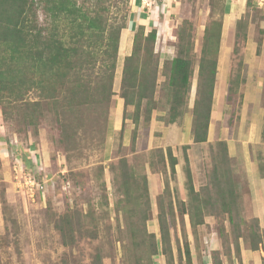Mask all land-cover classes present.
I'll return each instance as SVG.
<instances>
[{
	"label": "trees",
	"instance_id": "16d2710c",
	"mask_svg": "<svg viewBox=\"0 0 264 264\" xmlns=\"http://www.w3.org/2000/svg\"><path fill=\"white\" fill-rule=\"evenodd\" d=\"M129 2L130 0H0V112L3 120H16L26 129L37 128L46 113H49L55 117L60 128L67 129L70 120L78 122L84 113L99 109L107 124V115L113 106L112 98L115 95L113 82L121 39L126 28L125 18L132 10L130 2L131 10L127 12ZM215 2L220 3L219 19L215 18L217 15L213 11L212 5ZM224 2L211 0L209 21L205 24L203 18L196 16L195 23L188 17L181 20L174 32L175 54L168 57L163 64L165 81L159 88V54L154 50L156 30L145 32L143 26L136 28L131 53L124 58L121 72L119 97L123 100V119L120 132H123L122 127L127 118V107L133 108L131 121L135 126L140 121V112L143 109V122L149 127L152 112L161 106L165 117L160 120L165 125L177 124L189 112L192 143L202 144L207 141ZM255 4L253 0H247L246 16H242L236 23L232 68L228 78L227 101L230 104L233 101L231 94L238 86L243 67L242 47L247 38L249 24L247 12L249 9H259ZM260 13L259 19H264V9ZM199 25L203 26V31L201 42L197 45L195 30ZM194 80V99L190 108ZM31 94L34 99L30 98ZM240 103L241 101L231 104L232 109H238ZM216 145L219 152L213 158L218 161L213 169L214 191L206 187L195 189L187 156L189 146L181 147L184 201L179 198L177 189L169 187L170 180L174 181L176 176L179 158L174 156L171 147L152 151L155 161H148L150 173L159 181H163V176L168 175L170 178L167 182L164 181V188L159 189L156 195L158 238L154 232H147L143 225L141 242L137 244L142 255L138 256L136 264H155V258L158 257L162 258L164 264H193L188 237L182 239L177 234L180 224L186 230L185 217L194 239L198 264H202L198 227H205L206 234L215 233L223 249L225 244L222 243L221 236L224 231L205 222V217L208 216L206 211L210 209L212 212L216 206H224L229 223H233L231 213L237 196L232 190L226 189V170L222 168L228 160L226 143L218 141ZM24 161L29 165L31 160L25 156ZM156 165H160L162 169L152 172L151 167ZM122 168L125 188L123 197L127 201L132 198L128 190L132 185L129 179L133 181L135 191L138 187L133 174L128 176L127 165ZM141 180V191L135 199L145 200L143 202L146 209L142 215L145 224L149 220L152 205L147 176L143 175ZM42 196L38 193L39 201ZM166 197H169V202L164 204ZM75 214L79 216L78 211L68 209L62 217L63 224L59 230L65 247L74 243L72 220ZM92 238L96 239L97 233ZM239 238L247 242L242 240L245 247L254 251L261 247L264 251V231L260 230L257 220L254 219V224L248 226L246 237L240 231L228 243L227 254L224 252L228 264L233 256L239 259ZM204 250L212 256L213 264H220L221 251H209L208 247ZM95 260L96 264H101L99 256Z\"/></svg>",
	"mask_w": 264,
	"mask_h": 264
},
{
	"label": "rangeland",
	"instance_id": "374dc122",
	"mask_svg": "<svg viewBox=\"0 0 264 264\" xmlns=\"http://www.w3.org/2000/svg\"><path fill=\"white\" fill-rule=\"evenodd\" d=\"M130 2L127 12L131 10ZM142 4L149 7L150 13H154V18L159 16L160 22L167 18L165 21H168L169 25L168 33H165L162 24L155 28L154 50L155 52L159 50L158 46L159 51H163L158 53L159 88L165 81L163 64L168 57H172L170 53H175L172 46L176 40L174 36L176 27L186 17L194 23L195 16L200 17L203 18L204 24L207 23L211 0H142ZM219 4L215 2L212 5L217 19L221 14ZM257 7L264 9V6ZM259 9L256 11L249 9L248 17L251 15L254 20L260 18L262 10ZM129 15L127 13L125 18L126 28L123 34L128 47L132 45L135 33V26L130 29ZM137 27L138 24L135 30ZM202 28L203 26H196L197 45L201 42ZM239 43L242 44L241 41ZM162 46H165L164 49H161ZM125 57L124 54L118 57L113 82L115 95L112 98L113 106L107 115V124L103 121L99 109L84 113L78 122L70 120L67 129L60 128L55 117L49 113H46L37 128L26 129L16 120L5 122L0 112V264H96L97 256L100 257L101 264H136L138 256L142 255L137 244L141 242L143 225L147 232H154L158 238V231H155L153 226L157 213L151 210L149 220L144 224L142 215L146 209L143 202L145 200H136L135 197L140 194L142 176L148 177L151 174L148 161H155L151 154L156 149L155 145L161 137L165 138V142L171 140V137L168 139L165 132L163 135L160 132L162 131L160 123L165 124L160 120L165 117V111L161 106L152 112L159 123L155 131L158 139L154 140L153 144H149L147 140L149 130L148 125L143 122V109L140 112V121L135 126L131 121L133 108L127 107L123 132L119 130L112 132L111 122L116 119L117 114L116 102L121 99L120 80ZM158 97L157 92L156 98ZM30 98L34 99V96L31 94ZM120 101L123 103V100ZM119 116L123 119V110ZM189 118L188 112L177 124H182ZM215 143L217 142L196 146L193 150L195 157L192 177L197 190L206 187L214 191L213 169L215 162L218 161L213 158L217 157L219 152ZM177 155L178 158H182V149L177 151ZM25 156L31 160L29 165L24 161ZM125 164L128 176L133 174L136 187L139 188L135 191V185L129 179L132 185L129 184L128 190L132 198L127 201L123 197L125 188L122 166ZM222 166L226 170L225 187L237 196L231 213L233 223H229L228 213L221 205L213 208L212 212L210 209L207 210L208 216L206 215L205 220H209L210 225L223 229L221 237L225 245L222 251L227 254L228 243L233 241L240 231L246 237L248 226L254 224V219L250 214L243 175L229 160ZM161 169L160 165L151 167L152 172ZM183 169L184 164L181 171ZM27 176L32 179L35 177V182L42 183L44 188L40 201L37 198V183L31 186L25 179ZM169 178L168 175L162 177L159 189L164 188V181L167 182ZM176 183L175 176L174 181L170 180L169 187L177 189ZM29 187H32V192ZM153 191L155 192V188L150 190L152 197L156 193ZM31 193L34 194L33 200ZM152 197L150 204L155 209ZM165 202H169V197L164 199V204ZM68 209L78 211L79 216L75 214L72 220L74 243L70 247H65L59 228ZM180 225L177 234L182 236V239L187 236L190 242H194L190 230L187 228L185 230L182 224ZM205 231V227H198L203 243ZM94 233H97L96 239L92 238ZM242 240L239 238L238 241ZM193 253L196 254L194 250ZM160 260L155 258V264H161Z\"/></svg>",
	"mask_w": 264,
	"mask_h": 264
},
{
	"label": "crops",
	"instance_id": "0c3cea01",
	"mask_svg": "<svg viewBox=\"0 0 264 264\" xmlns=\"http://www.w3.org/2000/svg\"><path fill=\"white\" fill-rule=\"evenodd\" d=\"M224 1L220 50L207 141L202 144L192 143L191 119L189 118L184 121V123L182 122V124L166 126L160 123V127L162 128V131H160L161 134L163 135L165 132L168 139L171 137V140L165 142V138L161 137V140L158 141L155 148L171 147L174 156L178 158L177 151L180 150L183 145H188L189 149L187 150V156L193 172V161L195 157V152H193L194 148L208 143L224 141L227 147L228 160L234 167L238 168L245 180L246 197L250 207L251 217L257 220L260 230L264 231V19L258 18L254 20L251 15L249 17L247 38L242 47L243 67L240 72V80L235 91L231 94V99L234 101H231V104L238 103L239 101H241V103L238 109H232V105L227 101V95L228 78L232 68L231 57L234 33L237 21L246 13L247 0ZM253 1L255 4L256 0ZM131 2L132 10L129 15L131 18L129 24L130 29H132L133 26L136 27L138 24V26H143L145 28V32H148L153 27L155 29L158 25L162 24L161 27L164 26L165 33H168L169 25L168 21H165L167 18L160 22L159 16L158 18H154V13H150L149 7L142 4V0H131ZM156 18L158 20H156ZM131 46H127V42L126 40L124 42L122 35L118 57L122 54L126 56L130 55ZM164 47L165 46H162L161 49H164ZM157 49L160 50L158 46ZM159 50H156V52H163ZM174 54L170 53L169 55L173 57ZM194 88L195 80L190 96V108L192 107L194 99ZM120 100L122 99L116 102L115 110L117 114L116 119L111 122L112 132H117L121 128L122 119L119 115L122 114L123 103H121ZM158 124L155 116L152 114L148 127L149 134L147 136L149 144H153L154 140L158 139L155 136ZM182 162V158H179V164L176 165V184L177 193L180 199L184 201L185 192L183 190V178L181 175ZM147 181L150 198L152 197L150 190L155 188L156 193L153 191L155 194L152 197L154 198L155 204V209L152 207V211L155 213L157 212L156 195L158 194L160 181L152 174H149ZM153 222L155 231H158L156 219ZM205 222L211 224L207 219ZM185 226L189 229L187 217ZM205 236L204 243L202 238H199L202 264H213L212 256L207 250H204L206 247H208L209 251H221V255L219 256L220 264H228L227 257L224 256L217 235L211 232L205 234ZM189 240L188 238V241ZM190 247L193 256V264H198L197 259L196 262H194L196 254L194 255L193 250L195 252L196 250L193 241L190 242ZM173 249L175 252V248ZM157 259L162 260L161 257ZM239 259L233 256L230 264H264V251L261 247L255 251L251 250L245 247L243 242L240 241ZM161 264H164L163 260Z\"/></svg>",
	"mask_w": 264,
	"mask_h": 264
},
{
	"label": "built area",
	"instance_id": "2783aa9c",
	"mask_svg": "<svg viewBox=\"0 0 264 264\" xmlns=\"http://www.w3.org/2000/svg\"><path fill=\"white\" fill-rule=\"evenodd\" d=\"M145 1V0H144ZM149 1V0H148ZM256 3H257V5L258 6H260V7H262V6H264V0H256ZM34 178L35 177H33V179L30 177V176H27V177H25V179H27V181L30 183V185L32 186L34 183L36 184L37 182H35L34 181ZM37 187H38V193H41L42 195H43V185H42V183H40V182H38L37 183ZM29 190H30V192H32V187L30 188L29 187ZM31 198H32V200L34 199V194L33 193H31Z\"/></svg>",
	"mask_w": 264,
	"mask_h": 264
},
{
	"label": "clouds",
	"instance_id": "9594fccd",
	"mask_svg": "<svg viewBox=\"0 0 264 264\" xmlns=\"http://www.w3.org/2000/svg\"><path fill=\"white\" fill-rule=\"evenodd\" d=\"M256 5H257V3H256Z\"/></svg>",
	"mask_w": 264,
	"mask_h": 264
}]
</instances>
